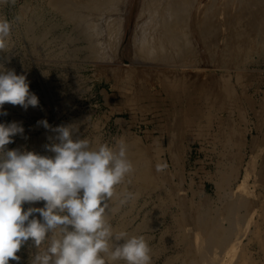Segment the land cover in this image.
<instances>
[{
    "label": "rangeland",
    "instance_id": "1",
    "mask_svg": "<svg viewBox=\"0 0 264 264\" xmlns=\"http://www.w3.org/2000/svg\"><path fill=\"white\" fill-rule=\"evenodd\" d=\"M105 1L0 3V17L12 23L0 62L26 75L39 99L27 110L4 105L0 123L20 122L25 130L7 147L48 154L43 146L51 133L37 124L45 119L53 127L78 122L89 139L122 137L153 181L139 190L132 172L117 192L138 198L120 206L112 222L124 220V230L145 236L152 264H264V0H225L226 6L198 0L185 23L175 20L176 31L164 32L180 34V46H154V55L138 48L143 35H137L150 37L142 26L154 3V16H162L161 0ZM37 34L42 52L34 46ZM241 138L244 154H224L238 149ZM18 255L27 264L29 250Z\"/></svg>",
    "mask_w": 264,
    "mask_h": 264
},
{
    "label": "clouds",
    "instance_id": "2",
    "mask_svg": "<svg viewBox=\"0 0 264 264\" xmlns=\"http://www.w3.org/2000/svg\"><path fill=\"white\" fill-rule=\"evenodd\" d=\"M11 33L12 23L0 17V51ZM5 104L27 110L39 99L26 75L0 62V116L7 115ZM37 124L51 133L43 146L48 154L9 149L15 137H24V127L0 123V264H20L23 248L27 264H152L145 236L112 222L120 206L138 198L117 192L134 171L125 139L83 137L78 122Z\"/></svg>",
    "mask_w": 264,
    "mask_h": 264
},
{
    "label": "bare ground",
    "instance_id": "3",
    "mask_svg": "<svg viewBox=\"0 0 264 264\" xmlns=\"http://www.w3.org/2000/svg\"><path fill=\"white\" fill-rule=\"evenodd\" d=\"M101 1V0H100ZM107 1V0H106ZM105 1V2H106ZM117 1V0H116ZM150 1H153V0H150ZM160 1V0H159ZM158 1V2H159ZM208 1V0H207ZM216 2L218 1V0H215ZM223 1V5H224V3H225V6H226V4H228V2L226 3L225 2V0H222ZM239 1H241V0H239ZM245 2L244 3H246V0H244ZM263 1V0H262ZM104 2V3H105ZM109 2L110 3H108V1L106 2V3H108L107 5L109 6L110 4H111V0H109ZM123 2H125V1H123ZM155 2V1H154ZM161 2L162 3H157V1H156V3L157 4H159L160 5V10H161V17H158L159 19H157L156 18V16H154V13L156 12V11H154V10H156L159 6H155V3H154V7L156 8V9H151V10H153V14H151V10H150V14L151 15H153L151 18H150V16H149V18H150V20L149 21H147V22H145V23H143V24H145V26H142L143 28V30H144V28L145 27H149V29L151 30L150 31V33H151V35H150V33H149V35H150V37L148 38L147 36H144V34L141 32H139V34L137 33V31H138V29H136L135 28V30H136V33L138 34L137 36H139V35H143L142 37L143 38H140L141 40L140 41H138V48L140 47V48H146L147 49V53L149 54H155L156 52L154 51L153 52V49L155 48L154 46H156L157 47V45L159 46V48L161 49V45H162V47H163V45H165V46H168L167 47V49H169L170 51H171V48H172V45H171V43L173 42H175V44H177V45H179L178 43H179V41L178 40H180L181 41V35H180V37H179V39H178V36L176 35V33L174 32V33H172V35H169L170 34V32H169V34L168 33H164V32H167V31H169V30H171V29H173L172 27H173V25L171 26V24H173L174 23V25H176L175 24V20H177V21H180V22H176V23H182V21H183V19H184V23H185V18L184 17H186V15L183 17V15L184 14H186V12H187V9H188V7L191 5L192 7H195V6H197V3H198V0H167L164 4H163V2H164V0H161ZM230 2V1H229ZM232 2H234L233 0H232ZM231 2V5L233 4ZM248 2H251V0H247V3ZM255 2V1H254ZM256 2H257V0H256ZM261 2V1H260ZM106 3L104 4L105 6H106ZM113 3H115L114 1H113ZM117 3V2H116ZM148 3H149V1H148ZM201 3V2H200ZM213 4H215L214 2H212ZM211 3V4H212ZM219 3V2H218ZM222 3V2H221ZM236 3H237V1H236ZM261 3H263V2H261ZM260 3V5H262ZM65 4V3H64ZM96 5L98 4V3H95ZM103 4V3H102ZM124 4V3H123ZM206 4V3H205ZM239 4H241V3H239ZM249 4V3H248ZM251 4V3H250ZM253 4V3H252ZM101 5V4H100ZM112 5V4H111ZM110 5V6H111ZM130 5V4H129ZM146 5V4H145ZM151 5V4H150ZM215 5H217V4H215ZM222 5V4H221ZM222 5V6H223ZM246 5V4H245ZM255 5V4H254ZM61 6H63V5H61ZM85 6H87V5H85ZM103 6V5H102ZM108 6H107V8H108ZM113 6V5H112ZM116 6H117V4H116ZM125 6V5H124ZM128 6V5H127ZM88 7V6H87ZM118 7V6H117ZM147 7V6H146ZM145 7V8H146ZM199 7V6H198ZM213 7V6H212ZM215 7V6H214ZM259 7V6H258ZM90 8V7H89ZM97 8V7H96ZM100 8V7H99ZM109 8H111V7H109ZM109 8H108V10H109ZM124 8V7H123ZM147 8H149L150 9V7H147ZM152 8V7H151ZM220 8V7H219ZM260 8V7H259ZM94 9H95V7H94ZM143 9V8H142ZM148 9V10H149ZM190 9H191V7H190ZM195 9V8H194ZM207 9V8H206ZM230 9V8H229ZM236 9V8H235ZM241 9V8H240ZM145 10V9H144ZM66 11V10H65ZM69 11V10H68ZM132 11V10H131ZM157 11H158V9H157ZM186 11V12H185ZM214 11V10H213ZM213 11L211 12V13H213ZM138 12H139V10H138ZM143 12V11H142ZM148 12H146V14H148ZM238 12V11H237ZM262 12V11H261ZM70 13V12H69ZM100 13V12H99ZM122 13V12H121ZM231 13V12H230ZM22 14V13H21ZM109 14V13H108ZM113 14V13H112ZM112 14H111V16H112ZM157 14V13H156ZM155 14V15H156ZM34 15V14H33ZM96 15H97V13H96ZM105 15V14H104ZM116 15H119L118 13L116 14ZM230 15V14H229ZM32 16V15H31ZM90 16H91V14H90ZM103 16V15H102ZM138 16V15H137ZM147 16V15H146ZM157 16H159L158 14H157ZM189 16V15H188ZM209 16V15H208ZM214 16V15H213ZM70 17V16H69ZM68 17V18H69ZM73 17V16H72ZM74 17H75V15H74ZM116 18H117V16H115ZM115 17H114V19H115ZM121 17V16H120ZM153 17H154V19H156V20H154L153 19ZM34 18H36V17H34ZM146 18V17H145ZM85 19V18H84ZM119 18H117V20H118ZM146 19H148V18H146ZM145 19V20H146ZM187 19V18H186ZM191 19V18H190ZM210 20H211V18H209ZM214 19V18H213ZM212 19V20H213ZM256 19V18H255ZM260 19H262V18H260ZM72 20V19H71ZM80 20V19H79ZM174 20V21H173ZM32 21V20H31ZM39 21V20H38ZM64 21V20H63ZM72 21H74V20H72ZM93 21V20H92ZM97 21V20H96ZM114 21V20H113ZM119 21V20H118ZM117 21V23L119 24V22ZM187 21V20H186ZM189 21V20H188ZM207 21V20H206ZM263 21V20H262ZM35 23H37L36 22V20L34 21ZM82 22H83V20H82ZM109 22H110V20H109ZM115 22V21H114ZM120 22H122L123 23V21H122V18H121V21ZM219 22V21H218ZM77 23V22H76ZM94 23V22H93ZM91 24V25H93V27H95L96 28V26L98 25V23H97V25L96 24ZM117 23L115 24L116 26H117ZM141 23V22H140ZM154 24V26H155V24H156V27H157V25H159L158 27H157V29H156V27H152V26H150L151 24ZM214 23V22H213ZM222 23V22H221ZM47 24H49V23H47ZM47 24H45V25H47ZM99 24H100V22H99ZM108 24V23H107ZM107 24H105L104 26H106ZM110 25H112L111 24V22L109 23ZM129 24V23H128ZM148 24V25H147ZM204 24V23H203ZM212 24V23H211ZM218 24V23H217ZM24 25V24H23ZM94 25H96V26H94ZM121 25V24H120ZM123 25V24H122ZM127 25V24H126ZM130 25V24H129ZM140 24H138V26H139ZM206 25V24H205ZM41 26V25H40ZM107 26H109V25H107ZM128 26V25H127ZM127 26L126 27H124V29L122 30V29H120V30H122V32H123V39H125L126 40V38L128 37V35L126 34L127 32H126V28H127ZM209 26V25H208ZM47 27V26H46ZM102 27V26H101ZM135 27V26H134ZM147 27V28H148ZM150 27H152L153 28V30H152V28H150ZM171 27V28H170ZM194 27V26H193ZM206 27V26H205ZM210 27V26H209ZM39 28V27H38ZM84 28V27H83ZM97 28L98 29H101L100 27H98L97 26ZM103 28V27H102ZM109 28L111 29V28H114V30H115V26L113 25V27H111V26H109ZM120 28V27H119ZM215 28V27H214ZM218 28V27H217ZM116 29H118V28H116ZM126 29V30H125ZM197 29V28H196ZM205 29V28H204ZM208 29V28H207ZM210 29H211V27H210ZM31 30H33V26H31ZM36 30V29H35ZM34 30V31H35ZM43 30H46L45 28L43 29ZM54 30V29H53ZM52 30V31H53ZM85 30V29H84ZM134 30V31H135ZM147 30V29H146ZM146 30H144L143 32H145ZM156 30V31H155ZM161 30H163V31H161ZM166 30V31H165ZM175 30V28L173 29V30H171V31H174ZM206 30V29H205ZM205 30H204V32H205ZM213 30V29H212ZM263 30V29H262ZM33 31V32H34ZM49 31V30H48ZM47 31V32H48ZM63 31V30H62ZM89 31V30H88ZM152 31L154 32L153 34H152ZM158 31V34L156 33ZM176 31V30H175ZM38 32V31H37ZM44 32V31H43ZM42 32V33H43ZM86 31H84V33H85ZM91 32V31H90ZM93 32V31H92ZM96 32V31H95ZM94 32V33H95ZM121 32V33H122ZM148 32H149V30H148ZM29 33V32H28ZM114 33H115V31H114ZM145 33H147V32H145ZM156 33V34H155ZM159 33H161V35L159 34ZM30 34V33H29ZM60 34V33H59ZM58 34V35H59ZM90 34H93V33H90ZM101 34V33H100ZM135 34V32L133 33V35ZM203 34V33H202ZM31 35V34H30ZM76 35V34H75ZM136 35V34H135ZM134 35V36H135ZM163 35V36H162ZM207 35V34H206ZM46 36V35H45ZM109 36V35H108ZM134 36L132 37V38H134ZM137 36H135V38L137 37ZM184 36H186L185 34H184ZM183 35H182V37H184ZM80 37V36H79ZM86 37V36H85ZM89 37V36H88ZM192 37V36H191ZM48 38V37H47ZM111 38V37H110ZM187 38V37H186ZM186 38L184 37V39H182V40H184L185 42H186ZM146 39H147V41H146ZM149 39V40H148ZM192 39V38H191ZM194 39V38H193ZM226 40V39H225ZM33 41H34V46H35V49H36V51L37 52H42L43 51V46H42V37H41V35H35V36H33ZM97 41H98V39H97ZM96 41V42H97ZM101 41V40H100ZM134 42H137L136 41V39L135 40H133ZM177 42V43H176ZM182 42V41H181ZM189 42H191V41H189ZM75 43V42H74ZM105 43V42H104ZM140 43V44H139ZM108 44V43H107ZM135 44V43H134ZM185 44V43H184ZM184 44L182 45L183 47H184ZM197 44V43H196ZM32 45V44H31ZM133 45V44H132ZM169 45H171V48H169ZM174 45V44H173ZM186 45V44H185ZM89 46V45H88ZM113 46V45H112ZM136 46V47H137ZM180 46V45H179ZM33 47V46H32ZM136 47H134V48H136ZM176 47V46H175ZM137 48V49H138ZM158 48V47H157ZM164 49H165V47H163ZM174 48V47H173ZM80 49V48H79ZM128 49V48H127ZM136 49V50H137ZM146 49H144L143 51H146ZM176 49V48H175ZM178 49H182V48H178ZM55 50V49H54ZM107 50V49H106ZM113 50V49H112ZM134 51H135V49H133ZM140 49H138V51H139ZM142 50V49H141ZM140 50V51H141ZM157 50V49H156ZM169 50H167V51H169ZM184 50V49H183ZM45 51V50H44ZM128 51H130L129 49H128ZM134 51H132V52H134ZM161 51H163V49L161 50ZM161 51H160V53H161ZM164 51H166V49L164 50ZM179 51V50H178ZM177 51V53L178 54H180V51L178 52ZM59 52V51H58ZM62 52V51H61ZM94 52V51H93ZM92 52V53H93ZM29 53V52H28ZM99 53V52H98ZM138 53V52H137ZM136 53V54H137ZM142 54L144 53V52H141ZM146 53V52H145ZM158 53V52H157ZM167 53V52H166ZM171 53L172 52H170V55H171ZM175 52H173L172 54H174ZM60 53H57V52H55V53H53V55L55 56V55H59ZM132 54V53H131ZM140 54V53H139ZM138 54V55H139ZM147 54V55H148ZM149 54V55H150ZM153 54V55H154ZM164 54H165V52H164ZM52 55V54H51ZM74 55V54H73ZM109 55V54H108ZM135 54H133L132 56H134ZM146 55V54H145ZM146 55V56H147ZM148 55V56H149ZM160 55V54H159ZM158 55V56H159ZM166 55V54H165ZM183 55V54H182ZM64 56V55H63ZM135 56H137V55H135ZM133 57V58H138V56L137 57ZM143 55H141L140 57H142ZM169 56V55H168ZM176 56H178V55H176L175 54V58H177ZM184 56V55H183ZM103 57V56H102ZM106 57V56H105ZM114 57V56H113ZM144 57V56H143ZM152 57V59L151 60H153V56H150V57H148V58H151ZM155 58L157 57V55L156 56H154ZM170 57H172V56H169L168 58H170ZM54 58V57H53ZM59 58V57H58ZM147 58V57H146ZM145 58V59H146ZM157 59V58H156ZM155 59V60H156ZM165 59H166V56H165ZM173 59V58H172ZM172 59H170V61H172ZM98 60V59H97ZM133 60V59H132ZM132 60H131V62H132ZM151 60H149V61H151ZM137 61H139V60H137ZM136 61V62H137ZM141 61V60H140ZM144 61V60H143ZM147 61V60H146ZM154 61V60H153ZM161 61V60H160ZM164 61V60H163ZM167 61V60H166ZM134 62V61H133ZM119 63V62H118ZM139 63V62H138ZM163 63V62H162ZM149 64V63H148ZM127 65V64H126ZM33 112V111H32ZM195 120V119H194ZM132 150V149H131ZM129 151V150H128ZM135 153H137V152H135ZM133 155H134V153H133ZM133 155L132 154H128V157H129V159L132 161V163H133V165H134V171H133V173H134V176H135V178H136V185H137V188L139 189V190H142V189H147L150 185H151V183H152V179H150V173L149 172H147L146 171V169H145V167L143 166V163H142V160L140 159V156H138V159L137 158H134L133 157ZM136 155V154H135ZM37 207H40V205H38ZM114 217V216H113ZM113 219V218H112ZM117 220V219H116ZM114 226L118 229V230H124V228H125V226H126V222L124 221V220H122V221H119V222H117L116 224H114ZM182 228V227H181ZM129 229V228H128ZM126 230V229H125ZM131 234V233H130ZM184 239V238H183ZM153 247V246H152ZM216 263V262H215Z\"/></svg>",
    "mask_w": 264,
    "mask_h": 264
},
{
    "label": "crops",
    "instance_id": "4",
    "mask_svg": "<svg viewBox=\"0 0 264 264\" xmlns=\"http://www.w3.org/2000/svg\"><path fill=\"white\" fill-rule=\"evenodd\" d=\"M246 145L247 144L245 143V139L241 138V142L238 146V149L225 151L224 154H244L245 149H246Z\"/></svg>",
    "mask_w": 264,
    "mask_h": 264
}]
</instances>
